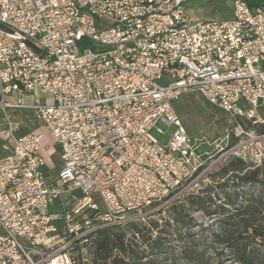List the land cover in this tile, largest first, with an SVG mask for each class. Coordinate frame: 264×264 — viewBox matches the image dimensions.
Segmentation results:
<instances>
[{
	"label": "built area",
	"instance_id": "1",
	"mask_svg": "<svg viewBox=\"0 0 264 264\" xmlns=\"http://www.w3.org/2000/svg\"><path fill=\"white\" fill-rule=\"evenodd\" d=\"M190 1L0 0V264H90L101 230L206 178L217 163L182 126L184 96L238 121L235 141L240 120L264 124V2L197 0L232 5L230 19L205 21ZM82 38L99 51L79 52ZM22 109L59 150L55 176L41 135L8 114Z\"/></svg>",
	"mask_w": 264,
	"mask_h": 264
},
{
	"label": "rangeland",
	"instance_id": "2",
	"mask_svg": "<svg viewBox=\"0 0 264 264\" xmlns=\"http://www.w3.org/2000/svg\"><path fill=\"white\" fill-rule=\"evenodd\" d=\"M184 10L187 15L192 18H200L201 20H226L231 18L232 5L230 2L220 3H204L197 0H192L185 4ZM77 49L81 52L83 49L91 51H99L97 43L89 38H82L76 43ZM176 109L179 114L182 126L189 135L193 145L196 149V154L199 156L201 162L205 166L216 164L206 178H201L197 186L194 184L187 187L182 194H179V199L173 198L164 202L161 206L166 204H177V220L178 223L170 221L165 223L168 219V214L163 213L161 216L164 220L158 221V228L151 232V240L147 241L141 249H144L147 255L151 252L158 253L157 261L160 256L176 255L181 247L193 240H200L204 244L209 245L212 231L217 230L220 220L224 219L227 212L223 211L224 198L221 190L216 184L221 183L218 179L210 178L224 162V158L230 155V149L237 144L236 156L243 158L247 162L260 164L264 158V124L252 125L250 122L240 120L244 128L245 135L241 136L237 141H234L232 130L236 122L229 115L220 110L209 106L201 97L197 95H186L177 104ZM259 117L264 121V102L261 103L257 110ZM20 122V134L37 133L41 135V155L47 166L50 175L55 176L61 169L60 153L55 146L53 138L49 131L43 125L34 121L29 114L24 116H17ZM3 122L0 120V125ZM164 131L166 128L160 126ZM157 140L166 143L168 135L158 136L154 135ZM240 141V142H239ZM233 142V144H232ZM239 142V144H238ZM232 144V145H231ZM7 153L0 150V157ZM235 156V155H234ZM205 186H213L216 188L210 192V200L207 199L206 194L200 193ZM193 192L194 197L187 198V195ZM198 196V199H196ZM185 198V199H184ZM202 200L203 202H201ZM177 202V203H176ZM223 209V210H222ZM153 208L146 207L141 215L137 218V222L146 223L147 216L153 212ZM217 212L218 214H215ZM153 219H159L153 217ZM185 222H190L185 225ZM130 234L127 233V238ZM155 240V249L152 241ZM221 252L220 249H213L210 253L209 264H235L232 262L226 251L222 255L214 257V254ZM161 253V254H160ZM163 253L167 255H163ZM154 257V256H153ZM151 258V257H149Z\"/></svg>",
	"mask_w": 264,
	"mask_h": 264
},
{
	"label": "trees",
	"instance_id": "3",
	"mask_svg": "<svg viewBox=\"0 0 264 264\" xmlns=\"http://www.w3.org/2000/svg\"><path fill=\"white\" fill-rule=\"evenodd\" d=\"M262 2L264 0H254L249 5L253 7ZM210 178L222 181L216 186L223 194L222 208L225 210H222L227 214L219 221L217 230L212 231L209 245L193 240L184 244L176 255L164 256L163 259L160 256L159 261L158 253L147 255L141 249L151 240V232L158 228V221L164 220L163 213L168 214L166 224L170 221L178 223L177 204L161 206L168 201L165 198L150 205L154 210L147 216L146 223L133 222L124 227L101 230L92 244L90 264H209V253L213 249H220L219 253L226 251L235 264H264V158L258 165L235 156L228 157ZM215 189L205 186L200 193L206 194L210 200V192ZM188 197L193 198V192ZM157 216L159 219H153ZM189 223L185 222V225ZM152 243L150 248L155 249L156 241ZM219 253L213 256L222 255Z\"/></svg>",
	"mask_w": 264,
	"mask_h": 264
},
{
	"label": "crops",
	"instance_id": "4",
	"mask_svg": "<svg viewBox=\"0 0 264 264\" xmlns=\"http://www.w3.org/2000/svg\"><path fill=\"white\" fill-rule=\"evenodd\" d=\"M43 100H47V101H49V98H48V97H43ZM31 102H32V97H31V96H26V97L24 98V103H25L26 105L31 104ZM25 113L29 114L30 117L32 118L31 112H30L29 110H25V109H22V110H11V111L8 112V114H9L10 116H12V117H13L15 120H17V121H18V119L16 118L15 114H16L17 116H24ZM32 119H33V118H32ZM0 120H1V122H3V116H2V114H1V112H0ZM18 122H19V121H18ZM19 123H20V122H19ZM2 124H3V123H2ZM20 126H21V125H20ZM1 146H2V145H1V141H0V150L3 151V149H2ZM3 152H5V151H3ZM44 170L48 171L46 164H45V168H44Z\"/></svg>",
	"mask_w": 264,
	"mask_h": 264
}]
</instances>
